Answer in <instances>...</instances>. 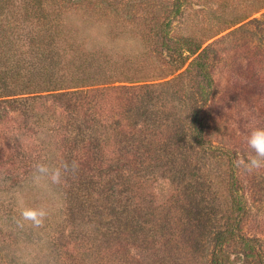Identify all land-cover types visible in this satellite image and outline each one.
Listing matches in <instances>:
<instances>
[{"label": "rangeland", "instance_id": "rangeland-1", "mask_svg": "<svg viewBox=\"0 0 264 264\" xmlns=\"http://www.w3.org/2000/svg\"><path fill=\"white\" fill-rule=\"evenodd\" d=\"M172 2L108 0L99 2L98 8L66 3L68 13L61 18L68 28L73 26V31H79L87 43L95 44L97 50L108 44L113 49L111 57L119 62L118 73L129 72L135 80L157 79L142 83L154 87L151 94L141 93L150 95L154 105L159 104L158 111L163 104L165 108L155 123L157 128L147 127L142 137L162 143L158 156L170 153L166 162L172 164L145 156L147 168H134L132 160L138 157L130 158L117 151L127 147L125 142L119 147L117 140L111 156H97L112 163V168L104 171L111 176L108 188L118 191L119 199L127 205L124 216H129L134 224L130 222L123 231L113 227L97 234L102 246L96 250L90 249L92 242L90 246H80L83 233L90 230L88 225L85 227L90 213H76L74 220L65 192H71L68 186L74 180L69 172L80 168L68 164L66 155L70 150L65 148L62 136L55 133L60 124L71 118L56 113L49 98L47 103L29 101L39 107L34 112L40 123L26 119L29 114L23 113L0 120V139L8 135L15 144L16 159L21 161L19 166L13 159L11 166L0 158V264H211L215 233L231 225L238 227V234L249 246H228L229 264H264V169L249 172L239 163L250 154L246 138L251 128L264 127V9L255 12L260 0H191L184 18L175 20V34H194L203 48H208L207 62L216 76V99L202 126L207 145L201 148L189 136L190 120L202 105L198 97L200 79L187 76L178 80V74L172 75V68L162 62L159 48L143 45L136 32L138 27L129 22L127 15L137 9L148 11L152 5H161L158 11H166ZM22 4L23 0L16 1L12 12L18 21L28 24L22 18L26 16ZM106 9H118L120 14L107 11L106 15ZM246 15V21L229 27V22ZM27 121L30 122L25 127ZM112 127L116 129L114 124ZM104 135L102 145L113 136ZM125 135L127 139L129 136ZM167 141L177 144L175 151L163 147ZM28 161L27 168L21 167L27 166ZM39 164L46 165L49 174H40ZM56 169L62 173L60 183L51 180V171ZM13 170L26 173L15 183ZM233 175L244 196L243 213L233 210L229 201L228 185ZM77 189L76 186L74 198ZM24 208L44 210L47 215L43 226L34 228L25 223L23 228L20 219ZM50 222L63 225L68 235L67 239L58 237L55 246L46 238L50 229L40 232ZM104 233L106 238H102ZM86 250L90 252L89 259ZM81 254L87 259L85 263Z\"/></svg>", "mask_w": 264, "mask_h": 264}, {"label": "trees", "instance_id": "trees-1", "mask_svg": "<svg viewBox=\"0 0 264 264\" xmlns=\"http://www.w3.org/2000/svg\"><path fill=\"white\" fill-rule=\"evenodd\" d=\"M16 1L18 0H0V120L12 114L23 113L24 116L29 114L26 119L33 118L32 120L36 121L38 115L34 109L39 107L28 102L47 103L48 98L52 100V108L57 110L56 113L69 115L71 120L60 124V130L55 129V133L56 136H62L66 142L65 148L70 150L66 155L68 164L73 168L75 162V168L80 169L69 172L74 180L70 181L68 186L71 192H64L72 206L73 217L83 211L90 213L85 223V227L88 225L90 230L86 234L83 233L79 242L80 246L81 243L90 246L92 242L90 249L96 250L102 246L97 234L104 231L107 233L113 227H121L123 231L130 222L131 225L134 224L129 216H124L127 205L119 199L118 191L112 192L108 188L111 176L104 171L105 168H112V163L97 156H111L114 144L118 141L119 147L124 142L127 147L117 151L121 154L124 152L125 156L130 158L138 157L132 160L134 168H147L145 156L151 161L160 158L158 155L162 143L158 145L152 142L151 138L148 140V137H142L146 134L147 127L153 125V130L157 128L155 123L160 121L161 109L165 108L163 104L158 111L159 104L154 105L150 95L141 93L151 94L154 87L148 88L143 84L157 79L143 81L141 77L135 80L129 72L118 73L119 62L111 57L113 49L108 44L97 50L95 44L87 43L88 40L84 39L79 31H73V26L68 28L61 19L68 13L66 3L89 4L98 8L99 2L103 4L108 0H23L21 7L26 8V16L22 18H25L28 24H22L12 12ZM189 4L191 0H173L166 11L163 8L158 11L161 5H152L148 11L137 9L135 13L128 12L127 15L129 22L138 27L136 32L143 45L147 48H159L157 51L163 56L162 62L172 68V75L178 74V80H184L187 76L200 79L198 97L202 105L190 120L189 136L194 145L204 148L207 144L202 126L216 99L217 82L207 62L208 48H203V44L194 34L177 35L178 33L174 32L175 20L184 18L186 6ZM263 9L264 0H260L255 12ZM107 11L120 14L118 9H106L103 12L108 15ZM247 19L246 15L229 22L228 25L231 28ZM124 83L132 85H117ZM37 111L41 113L40 110ZM30 112L34 116H31ZM29 122H26L25 127H28ZM37 123H40V120H37ZM113 124L117 130L110 128ZM104 134L113 136L109 137L107 144L102 145L106 137ZM125 134L129 136L127 139ZM14 145L8 135L6 139H0V158L11 166L14 159L15 164L20 166L21 161L15 157L17 151ZM163 147L175 151L177 144L167 141ZM29 150L30 154H33L32 149ZM221 151L227 156L230 155L229 152ZM168 154L170 153L167 152L159 161L170 164L171 162H166ZM25 163L28 165L21 164V167L29 166V161ZM13 172V182L20 181L26 173H17L16 170ZM76 186L78 192L76 190L77 195L74 198ZM241 191L240 183L233 175L228 185V197L232 209L239 213L245 212ZM50 223L40 232L50 229L46 238L49 237L55 246L59 241L58 237L67 239L68 235L63 225ZM237 229L235 225H231L215 233L211 264H229L227 247L234 243L249 246V242L238 234ZM106 235L104 233L102 238H106ZM89 253L85 251L88 259ZM81 258L85 263L87 259L84 254H81Z\"/></svg>", "mask_w": 264, "mask_h": 264}, {"label": "clouds", "instance_id": "clouds-1", "mask_svg": "<svg viewBox=\"0 0 264 264\" xmlns=\"http://www.w3.org/2000/svg\"><path fill=\"white\" fill-rule=\"evenodd\" d=\"M246 141L250 154L246 161H240L239 163L249 172L264 169V127H252ZM72 167H76L75 162H73ZM37 168L42 175H47L50 172V169L43 164L37 165ZM50 175L53 183L61 182V170H53ZM46 215V212L42 209L24 208L21 211L20 224L24 226L25 223H29L31 226L38 228L43 224Z\"/></svg>", "mask_w": 264, "mask_h": 264}]
</instances>
